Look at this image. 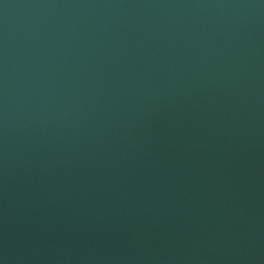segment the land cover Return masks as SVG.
I'll return each mask as SVG.
<instances>
[{
	"label": "water",
	"instance_id": "95a60500",
	"mask_svg": "<svg viewBox=\"0 0 264 264\" xmlns=\"http://www.w3.org/2000/svg\"><path fill=\"white\" fill-rule=\"evenodd\" d=\"M0 264H264V0H0Z\"/></svg>",
	"mask_w": 264,
	"mask_h": 264
}]
</instances>
